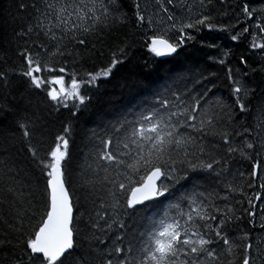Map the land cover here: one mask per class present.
I'll return each mask as SVG.
<instances>
[{
  "label": "snow or ice",
  "instance_id": "snow-or-ice-1",
  "mask_svg": "<svg viewBox=\"0 0 264 264\" xmlns=\"http://www.w3.org/2000/svg\"><path fill=\"white\" fill-rule=\"evenodd\" d=\"M211 3L18 0L14 19L22 21L15 32L23 40L16 53L21 64L18 69L0 70V89H10L12 76H18L28 90L44 93L53 110L63 107L75 116L91 100L81 89L96 86L118 65L130 62L132 44L122 40L110 52L105 67L82 75L68 72L69 57L73 64L83 60L91 52L92 38L102 42L105 34L130 24L145 29L144 46L152 57L178 55L186 41L195 39L189 29L229 30L217 25L208 10ZM237 16L254 20L250 27L264 34V0L257 5L245 0ZM160 24L164 27L158 30ZM250 27L242 32L250 33ZM173 31L175 37L169 35ZM250 34V47L260 50L264 62V35L258 40L255 32ZM240 35L237 32L231 39L236 41ZM240 63L246 65L247 59L242 56ZM260 70L264 72V63ZM248 77L246 70L234 76L229 69L231 104L206 85L200 92L188 83L165 85L112 122L77 175L85 201L91 204L79 215L66 167L71 125H65L54 146L41 155L42 138L37 137L35 124L17 120L19 142L40 174L43 196L38 195L40 183L29 165L20 163L9 150L15 146V134L0 136V264H264V236L253 241L247 231L235 237L227 231L245 214L255 226L259 208V228L264 232V100L254 126L236 124L237 113H248L256 96ZM206 79L200 74L194 83ZM237 137L242 139L237 142ZM237 155L251 162L247 187L260 189L253 197L246 196L243 183L226 179ZM238 175L244 181L245 173ZM221 185L223 195L217 190ZM236 193L247 199V208L228 203ZM166 194L172 199L161 212L149 215ZM217 201L224 202L223 207Z\"/></svg>",
  "mask_w": 264,
  "mask_h": 264
},
{
  "label": "trees",
  "instance_id": "trees-1",
  "mask_svg": "<svg viewBox=\"0 0 264 264\" xmlns=\"http://www.w3.org/2000/svg\"><path fill=\"white\" fill-rule=\"evenodd\" d=\"M26 2L30 3L31 0H26ZM244 2L245 0H224L222 4L221 0H212L208 6L209 12L215 16L217 25L228 26L229 30H208L205 28L200 32H195L189 29L187 31L195 39L186 41L179 50V54L168 59L152 57L144 46L145 29H136L131 24L105 34L102 42L92 38L89 44L91 52L85 53L83 60L73 64L72 58H68L66 67L69 73L75 70L82 75L86 71L94 72L105 67L110 60V52L124 39L132 44V59L130 62L118 65L108 78L100 79L96 86L82 88V93L90 96L91 100L86 102V106H83L75 116L72 115V111L63 107L53 110L46 101L44 93L28 90L21 79L13 75V86L7 91L0 89V136L15 134V146L9 150L20 163L28 164L34 174V179L39 180L38 170L30 165L27 154L22 150V145L19 142L21 133L16 127V121L29 120L35 124L37 137L42 138L41 155L54 146L55 137L63 132L64 126L71 125L70 158L66 167L71 173L69 187L73 191L74 203L79 209L77 212L79 215L80 212H87L91 208V204L85 201V193L77 183L81 165L84 164L86 158L90 159L93 146L99 144L98 137L103 136L105 129L115 120L124 117L129 111H134L135 106L150 98L154 90L165 85L183 87L184 83H188L194 92H200L206 85L212 89L216 97L231 104L233 98L228 71L232 69L235 76L238 70H246L249 73V83L256 87V96L249 105L248 113H237L236 124L237 127L254 126L257 108L264 100V72L260 70L264 62L261 60L260 50L250 47L252 41L250 33L255 32L258 40L262 34L254 27H250L254 20L245 21L242 16H237ZM249 2L252 5H257L259 0H249ZM16 3L18 0H0V70L18 69L21 64L16 53L18 48L23 45V40L15 36V32L20 30L22 21L14 19L17 16ZM176 11L177 14H181L179 9ZM222 13L227 14L222 15ZM238 20L239 22H237ZM244 27H250V33H243ZM237 32L241 33L240 38L233 41L231 36ZM31 39L36 38L33 36ZM92 44H95L94 49ZM224 52H228L226 57L223 56ZM242 56L247 59L246 65L240 63ZM220 59L224 60L223 64L218 62ZM253 69L256 71L253 72ZM200 74H203L207 79L200 84H195L194 81L199 79ZM177 77L185 79L177 80ZM66 79H68L67 76ZM68 103L71 106L73 102L69 101ZM93 133L96 135L93 136ZM241 139L242 137H237V142ZM261 159H264V156ZM250 166V161L243 160L237 155L230 165V173L226 176V179L235 183H243L247 197H253L257 191H260L258 185L255 188L247 187L246 181ZM239 172L245 173L244 181H241ZM39 183L40 192L38 195L42 199L43 181L39 180ZM211 187H216V185L212 184ZM217 190L223 195L222 185ZM172 193L178 194L176 189H173ZM171 199L172 195L169 194L159 198V202L153 205L148 214L161 212ZM236 201L243 203L242 205L237 204ZM217 203L223 207L224 202L217 201ZM228 203L233 204L236 208L248 207L247 199L239 193L233 194ZM254 203L258 204L259 202L254 201ZM237 215H241V213L238 212ZM248 220L247 215H243L239 221L228 228L229 235L235 237L247 231L253 241L258 236H264V232L259 228V208L255 226ZM129 222L131 223V221ZM84 223L85 221L82 220V228ZM257 264H261V262L258 261Z\"/></svg>",
  "mask_w": 264,
  "mask_h": 264
},
{
  "label": "rangeland",
  "instance_id": "rangeland-1",
  "mask_svg": "<svg viewBox=\"0 0 264 264\" xmlns=\"http://www.w3.org/2000/svg\"><path fill=\"white\" fill-rule=\"evenodd\" d=\"M153 4H154V1H153ZM149 7H152V5L150 4L149 5ZM170 23V22H169ZM255 24V21H253V23H252V25H254ZM158 27V30H160V29H162L163 27H164V25L163 24H160V25H158L157 26ZM255 29V28H254ZM258 30V29H257ZM259 32V31H258ZM169 35H171V36H175L176 35V33L173 31V32H171V33H169ZM263 35V34H262Z\"/></svg>",
  "mask_w": 264,
  "mask_h": 264
},
{
  "label": "water",
  "instance_id": "water-1",
  "mask_svg": "<svg viewBox=\"0 0 264 264\" xmlns=\"http://www.w3.org/2000/svg\"><path fill=\"white\" fill-rule=\"evenodd\" d=\"M174 56V55H173ZM171 56V57H173ZM171 57H158L159 59H168V58H171Z\"/></svg>",
  "mask_w": 264,
  "mask_h": 264
},
{
  "label": "bare ground",
  "instance_id": "bare-ground-1",
  "mask_svg": "<svg viewBox=\"0 0 264 264\" xmlns=\"http://www.w3.org/2000/svg\"><path fill=\"white\" fill-rule=\"evenodd\" d=\"M154 1V0H153Z\"/></svg>",
  "mask_w": 264,
  "mask_h": 264
}]
</instances>
